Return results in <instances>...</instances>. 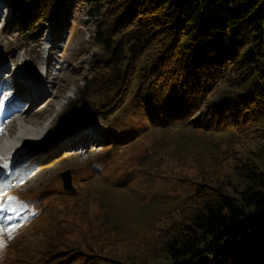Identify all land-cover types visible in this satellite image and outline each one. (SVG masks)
Wrapping results in <instances>:
<instances>
[{"label":"rangeland","instance_id":"obj_1","mask_svg":"<svg viewBox=\"0 0 264 264\" xmlns=\"http://www.w3.org/2000/svg\"><path fill=\"white\" fill-rule=\"evenodd\" d=\"M2 7L0 77L7 76L14 88L2 87L0 109L21 97L16 83L24 81L15 71L26 79L41 73L48 96L32 116L46 131L24 137L26 146L19 151L30 153L32 175L0 191V197L14 196L27 204L18 214L7 213L11 221L0 219L20 225L11 240L4 234L0 264L169 263L151 259L163 238L165 209L171 214L212 165L218 167L220 185L236 196L243 183L232 164L254 149L253 142L231 130L204 129L200 114L206 105L180 117L160 107L138 111L131 97L134 86L104 117L68 119L71 101L99 52L85 4L66 0L39 35L24 29L8 6ZM210 94L203 102L219 96ZM149 104L158 107L154 100ZM12 126L8 132L20 135L16 121ZM66 170L70 188L63 186Z\"/></svg>","mask_w":264,"mask_h":264},{"label":"trees","instance_id":"obj_2","mask_svg":"<svg viewBox=\"0 0 264 264\" xmlns=\"http://www.w3.org/2000/svg\"><path fill=\"white\" fill-rule=\"evenodd\" d=\"M6 1L36 34L66 2ZM82 2L99 52L68 119L104 117L134 86L138 111L160 107L180 117L206 105L204 129L231 130L254 144L232 164L243 183L236 196L220 185L212 165L171 214L165 209L163 238L151 259L264 264V0ZM208 94L219 96L203 102Z\"/></svg>","mask_w":264,"mask_h":264},{"label":"bare ground","instance_id":"obj_3","mask_svg":"<svg viewBox=\"0 0 264 264\" xmlns=\"http://www.w3.org/2000/svg\"><path fill=\"white\" fill-rule=\"evenodd\" d=\"M6 72H8V70ZM40 74L37 78L34 77L35 79H26L24 75L18 73L17 76L22 78L24 81L17 83L15 82L16 85L20 83V87H22L20 94L21 97H18L15 102L8 105L7 107L0 109V114L5 115L4 120L0 123V157H4L7 153L12 150V148L18 146L22 142V139L24 137L38 135L37 133L41 132L40 123H34L32 117L33 115H35V111L38 109L37 106L42 104L43 100H45V98L48 96L46 92L47 90L41 84L42 81L39 80V78L41 77ZM30 77H32V75ZM9 81L10 79H8L7 76L4 78L0 77V94L5 91L2 87H4V89H9L10 92H13L12 89L14 88V85L9 84ZM48 81H50V79ZM22 105H27L26 109H24ZM34 107L35 110L33 111L32 108ZM10 109H12L13 111L8 113V110ZM15 121L17 122V128L20 130V132H22L21 135L14 136L10 134L8 135L3 132V128H6L7 130H12V128L14 127L12 125ZM38 130H40V132H38ZM28 154L22 156L26 163H18L14 168L12 167L11 169H9V173L6 175L7 178L3 179L0 182V188L8 187L13 182H15V184H18L23 181H26L29 177L28 175H32L31 172H33L32 170L34 166L31 165V161L29 159L30 157ZM19 159L20 157L18 158V160Z\"/></svg>","mask_w":264,"mask_h":264},{"label":"snow or ice","instance_id":"obj_4","mask_svg":"<svg viewBox=\"0 0 264 264\" xmlns=\"http://www.w3.org/2000/svg\"><path fill=\"white\" fill-rule=\"evenodd\" d=\"M4 100L0 99V104H3ZM17 157H20L18 160ZM0 160H3V163H0V175H3L5 179L7 178L6 172L10 167H15L18 163H26L23 159L19 149L17 150V154L12 157L11 160H4L3 157H0ZM2 191V188H0ZM27 204L23 201H19L14 196H8L7 198L0 197V219L4 221H11L12 215H7V213H17L22 211ZM20 225L9 223L5 225V223L0 222V255L3 254V250L6 247V242L4 240V234L7 233L8 239L11 240L13 238L14 230L17 229Z\"/></svg>","mask_w":264,"mask_h":264},{"label":"water","instance_id":"obj_5","mask_svg":"<svg viewBox=\"0 0 264 264\" xmlns=\"http://www.w3.org/2000/svg\"><path fill=\"white\" fill-rule=\"evenodd\" d=\"M61 176L63 178V186L70 188L69 172L66 170V171L61 173Z\"/></svg>","mask_w":264,"mask_h":264},{"label":"clouds","instance_id":"obj_6","mask_svg":"<svg viewBox=\"0 0 264 264\" xmlns=\"http://www.w3.org/2000/svg\"><path fill=\"white\" fill-rule=\"evenodd\" d=\"M87 159V158H86ZM97 167H99V164H96Z\"/></svg>","mask_w":264,"mask_h":264}]
</instances>
